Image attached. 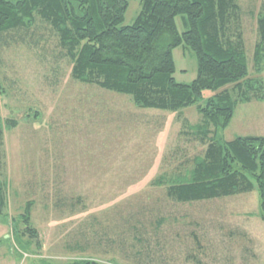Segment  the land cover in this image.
Masks as SVG:
<instances>
[{"label": "rangeland", "instance_id": "rangeland-1", "mask_svg": "<svg viewBox=\"0 0 264 264\" xmlns=\"http://www.w3.org/2000/svg\"><path fill=\"white\" fill-rule=\"evenodd\" d=\"M239 4L248 77L259 78L264 86V61L259 69L253 61L264 0ZM139 9L140 0H130L122 26H131ZM177 23L184 32L180 18ZM51 31L37 19L30 32L36 45L0 43L6 157L0 180L7 193L0 218V264H136L118 251L104 253L96 240L105 237L106 227L125 222L126 206L158 198L165 200L168 213L182 217L167 228L175 242L181 241L176 234L185 241L171 253L177 259L172 264H264L257 190L180 205L166 200L162 187L155 188L161 177L190 174L195 158L204 155L207 145L192 135L202 122L197 106L176 112L139 109L130 97L79 82L72 61L60 57ZM173 56L176 82H194L195 54L181 46ZM213 95L206 91L204 99ZM220 136L226 141L264 136V99L239 104ZM27 205L40 247L21 236L26 227L19 220ZM192 234H198L202 247Z\"/></svg>", "mask_w": 264, "mask_h": 264}, {"label": "trees", "instance_id": "trees-1", "mask_svg": "<svg viewBox=\"0 0 264 264\" xmlns=\"http://www.w3.org/2000/svg\"><path fill=\"white\" fill-rule=\"evenodd\" d=\"M129 4L130 0H0V43L36 45L30 32L40 19L58 38L60 57L72 61L73 76L79 82L130 97L139 109L176 112L197 106L202 122L192 135L207 145L204 155L195 158L190 174L161 177L155 188L162 187L166 200L180 205L257 190L264 222V136L231 141L220 136L239 104L264 99L263 83L248 77L239 0H140L135 22L122 26ZM178 18L185 28L182 33ZM258 34L253 61L259 69L264 61V17L258 21ZM181 46L196 56L197 78L191 84L174 79L173 51ZM206 91L214 92L207 100ZM4 145L0 116L1 168ZM163 201L126 206L125 222L106 227L105 237L97 239L96 246L105 248L104 253L118 251L136 264L176 262L171 253L185 243L184 237L176 234L181 241L175 242L167 228L182 217L168 213ZM6 208V188L0 180V218ZM30 210L27 205L19 220L26 227L21 236L40 247L38 232L30 225ZM192 235L195 245L202 247L198 234Z\"/></svg>", "mask_w": 264, "mask_h": 264}, {"label": "crops", "instance_id": "crops-1", "mask_svg": "<svg viewBox=\"0 0 264 264\" xmlns=\"http://www.w3.org/2000/svg\"><path fill=\"white\" fill-rule=\"evenodd\" d=\"M117 264H121V263H117Z\"/></svg>", "mask_w": 264, "mask_h": 264}]
</instances>
